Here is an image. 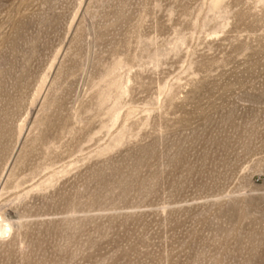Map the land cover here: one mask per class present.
<instances>
[{
    "label": "rangeland",
    "instance_id": "rangeland-1",
    "mask_svg": "<svg viewBox=\"0 0 264 264\" xmlns=\"http://www.w3.org/2000/svg\"><path fill=\"white\" fill-rule=\"evenodd\" d=\"M0 264H264V0H0Z\"/></svg>",
    "mask_w": 264,
    "mask_h": 264
}]
</instances>
